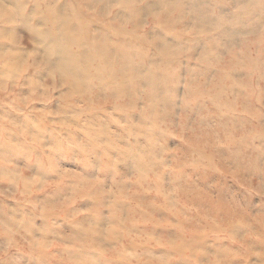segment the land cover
<instances>
[{
  "label": "clouds",
  "instance_id": "obj_1",
  "mask_svg": "<svg viewBox=\"0 0 264 264\" xmlns=\"http://www.w3.org/2000/svg\"><path fill=\"white\" fill-rule=\"evenodd\" d=\"M0 264H264V0H0Z\"/></svg>",
  "mask_w": 264,
  "mask_h": 264
}]
</instances>
